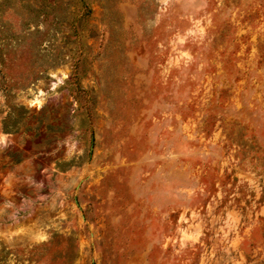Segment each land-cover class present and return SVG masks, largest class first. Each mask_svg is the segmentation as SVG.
I'll return each instance as SVG.
<instances>
[{
	"label": "rangeland",
	"instance_id": "rangeland-1",
	"mask_svg": "<svg viewBox=\"0 0 264 264\" xmlns=\"http://www.w3.org/2000/svg\"><path fill=\"white\" fill-rule=\"evenodd\" d=\"M0 264H264V0H0Z\"/></svg>",
	"mask_w": 264,
	"mask_h": 264
},
{
	"label": "bare ground",
	"instance_id": "bare-ground-1",
	"mask_svg": "<svg viewBox=\"0 0 264 264\" xmlns=\"http://www.w3.org/2000/svg\"><path fill=\"white\" fill-rule=\"evenodd\" d=\"M36 102H38V101H36Z\"/></svg>",
	"mask_w": 264,
	"mask_h": 264
}]
</instances>
